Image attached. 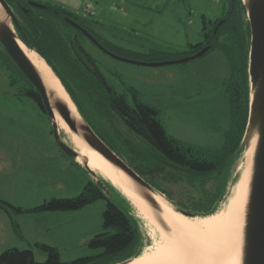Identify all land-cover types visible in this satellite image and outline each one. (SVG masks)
I'll use <instances>...</instances> for the list:
<instances>
[{"label": "rangeland", "instance_id": "obj_1", "mask_svg": "<svg viewBox=\"0 0 264 264\" xmlns=\"http://www.w3.org/2000/svg\"><path fill=\"white\" fill-rule=\"evenodd\" d=\"M34 1L85 17L103 41L138 53L112 48L116 55L146 62L187 56L191 45L203 42L204 32L213 28L225 12L224 0ZM88 1L94 6V15L83 11ZM84 45L119 93L129 95L127 88L131 87L142 102L159 111L169 135L196 147L222 146L230 112L221 87L230 68L221 51L213 49L185 63L149 66L116 59L88 40H84ZM79 98L82 108L90 113L93 107ZM94 117L101 131L119 142L123 151L129 152V147L122 139H128L131 146L141 144L118 119ZM59 133L71 145L66 133L61 129ZM240 159L236 160L237 165ZM124 161L129 164L127 159ZM79 167L56 145L46 112L20 94L18 86L10 85L9 71L0 65V201L22 209H11L10 216L0 208V253L9 248L30 249L35 260L43 262L47 253L37 246L41 243L56 247L65 262L99 253L100 249L89 247L88 242L103 232L105 199H96L78 210H32L51 198L79 195L89 179H101L110 198L121 207H129L140 233L138 250L141 253L149 249L153 244L149 229L137 218L129 201L109 180ZM235 169L228 170L230 184L238 176ZM156 182L175 204L189 205L188 193L197 194L186 179L174 183L156 178ZM205 187L213 188L214 182L208 181Z\"/></svg>", "mask_w": 264, "mask_h": 264}, {"label": "trees", "instance_id": "obj_2", "mask_svg": "<svg viewBox=\"0 0 264 264\" xmlns=\"http://www.w3.org/2000/svg\"><path fill=\"white\" fill-rule=\"evenodd\" d=\"M5 1L18 20L23 33L18 36L21 42L45 60L83 119L106 145L127 159L128 165L177 208L205 216L221 206L231 186L230 184L228 187V170L243 150L241 142L249 112L247 70L250 31L242 0H224L225 12L221 18L216 20L213 28L204 32L203 42L192 44V49L185 53L189 55L204 45H210L209 51H221L229 65L230 75L223 84L228 93L230 123L219 148L196 147L169 135L159 119V111L142 102L133 88H127L129 95L119 93L103 74L98 61L86 49L84 40L91 41L67 22L66 18L86 29L110 52L118 54L112 48L116 51L125 49L110 41H103L93 29V24L85 17L39 1L35 2L43 6L29 3L34 0ZM0 65L9 71L10 85L18 86L20 94L31 98L43 109L37 92L8 57L1 44ZM79 96L93 107L90 113L87 114L82 108ZM94 115L108 120L118 119L141 144L131 146L128 139H122L124 145L129 147V152L123 151L117 145L119 142L101 131ZM86 172L89 173L88 170ZM156 178L174 183L186 179L197 194L188 193L189 205L175 204L156 182ZM210 180L214 182V187H205ZM99 198L105 199L107 203L102 225L105 234L88 242L89 247L100 249L99 253L65 262L60 259L56 247L41 243L37 246L47 253L45 261H36L30 249L9 248L0 253V264H116L140 254V233L135 216L129 207L116 204L92 179H89L79 195L51 198L32 210H78ZM6 205L13 211H22L21 208Z\"/></svg>", "mask_w": 264, "mask_h": 264}, {"label": "water", "instance_id": "obj_3", "mask_svg": "<svg viewBox=\"0 0 264 264\" xmlns=\"http://www.w3.org/2000/svg\"><path fill=\"white\" fill-rule=\"evenodd\" d=\"M29 3L34 6H43L35 1H29ZM242 3L245 7L246 20L250 31L247 70L250 98L247 124L241 142L243 150L239 158L242 157V153L245 149H249L254 136L257 137V140L251 157L252 164L246 205L241 264H264V0H242ZM0 9L5 13V16H3L4 19H0V44L8 57L37 92L43 110L50 119L53 138L58 148L69 157L75 165L85 167V169H87L93 176L97 175L96 172L89 168L86 159H84V162L78 163L77 159L79 154L76 149L64 142L61 138L58 124L55 119V113L60 116L72 132L80 134L83 140L93 150L98 152L104 159L125 173L140 190L143 192L146 190L155 193L156 190L147 183L144 178H142L124 161V159L103 142L91 126L83 119L80 113L79 114L83 120L82 122H79L74 118L68 104L58 97L54 90L49 91L47 89L39 71L27 58L18 44V40H20L18 36L23 35V33L18 24L15 13L5 0H0ZM66 21L79 29L103 52L116 59L142 65L161 66L185 63L203 56L210 49V45H207L192 55L184 56L176 60L161 62L138 61L124 58L110 52L102 46L91 33L78 23L69 18H66ZM236 160L232 165V171L234 167H237ZM96 183L99 188L109 196V191L104 182L101 179H98L96 180ZM229 185L230 183L228 182V187ZM173 207L177 212L186 217L198 216L192 212L181 210L174 205ZM0 208L5 210L10 216L12 215L11 209L5 203L0 202ZM103 234L105 233H99L95 235L93 239L102 236ZM135 257L136 256L130 257L116 264H126Z\"/></svg>", "mask_w": 264, "mask_h": 264}, {"label": "bare ground", "instance_id": "obj_4", "mask_svg": "<svg viewBox=\"0 0 264 264\" xmlns=\"http://www.w3.org/2000/svg\"><path fill=\"white\" fill-rule=\"evenodd\" d=\"M4 13L0 9V19ZM18 44L39 71L49 91L69 106L76 120L82 118L59 78L34 50ZM58 129L68 136L79 154L78 163L88 166L101 178H106L129 201L137 218L149 229L153 244L126 264H241L246 205L249 193L251 157L257 137L252 138L235 169L238 174L221 206L211 214L186 217L158 192H143L120 169L93 150L80 136L72 132L55 113ZM150 197V198H149Z\"/></svg>", "mask_w": 264, "mask_h": 264}, {"label": "built area", "instance_id": "obj_5", "mask_svg": "<svg viewBox=\"0 0 264 264\" xmlns=\"http://www.w3.org/2000/svg\"><path fill=\"white\" fill-rule=\"evenodd\" d=\"M83 11L87 15H93L95 12V9L91 2H86L83 6Z\"/></svg>", "mask_w": 264, "mask_h": 264}, {"label": "flooded vegetation", "instance_id": "obj_6", "mask_svg": "<svg viewBox=\"0 0 264 264\" xmlns=\"http://www.w3.org/2000/svg\"><path fill=\"white\" fill-rule=\"evenodd\" d=\"M204 46H207V45H204ZM203 46V47H204ZM202 47V48H203ZM201 49V48H200ZM200 49H198L197 51H199ZM197 51H195V52H197ZM194 52V53H195ZM194 53H191V54H189V55H192V54H194ZM188 56V55H187ZM227 79H228V77H227ZM227 79H225L224 81H223V83L227 80ZM221 89H222V92L226 95V96H228V93H227V91L225 90V88H224V84H223V87H221ZM228 106H229V103H228ZM61 138L63 139V137L61 136ZM64 140V139H63ZM64 142H66L67 144H69L67 141H65L64 140ZM62 152V151H61Z\"/></svg>", "mask_w": 264, "mask_h": 264}, {"label": "crops", "instance_id": "obj_7", "mask_svg": "<svg viewBox=\"0 0 264 264\" xmlns=\"http://www.w3.org/2000/svg\"><path fill=\"white\" fill-rule=\"evenodd\" d=\"M77 167H79L78 165H76ZM80 168V167H79Z\"/></svg>", "mask_w": 264, "mask_h": 264}]
</instances>
